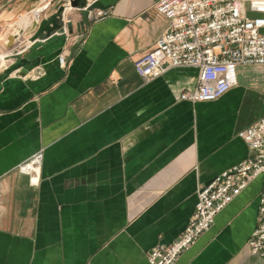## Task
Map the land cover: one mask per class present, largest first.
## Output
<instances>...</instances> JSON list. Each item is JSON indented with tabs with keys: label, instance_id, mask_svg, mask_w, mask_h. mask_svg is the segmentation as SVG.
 Returning <instances> with one entry per match:
<instances>
[{
	"label": "crops",
	"instance_id": "0c3cea01",
	"mask_svg": "<svg viewBox=\"0 0 264 264\" xmlns=\"http://www.w3.org/2000/svg\"><path fill=\"white\" fill-rule=\"evenodd\" d=\"M157 1L94 0L111 14L89 22L73 9L66 33L30 40L39 0H0V264H148L196 190L249 155L236 133L264 112V65H238L236 85L212 101L180 98L192 67L144 81L133 62L167 26ZM40 149L31 185L18 166ZM261 190L259 176L174 264H264L246 245Z\"/></svg>",
	"mask_w": 264,
	"mask_h": 264
},
{
	"label": "built area",
	"instance_id": "2783aa9c",
	"mask_svg": "<svg viewBox=\"0 0 264 264\" xmlns=\"http://www.w3.org/2000/svg\"><path fill=\"white\" fill-rule=\"evenodd\" d=\"M53 1L39 0L27 13L30 24L26 27L38 25ZM93 2L85 0L82 6L73 7L70 0H60L54 10L61 7L58 31H68L73 9L85 11L89 22L111 14L110 8L96 7ZM155 8L167 19V26L153 48L133 62L144 81L172 68L192 67L197 70L196 84L183 91L180 98L212 101L236 85L238 65H264V0H158ZM59 62L65 64L64 55ZM236 135L247 145L249 155L196 190L194 209L185 225L169 243L146 251L148 264H174L212 226L215 216L259 176L262 190L256 225L246 245L251 254L264 258V112ZM42 158L40 149L18 166L31 185L38 184Z\"/></svg>",
	"mask_w": 264,
	"mask_h": 264
},
{
	"label": "water",
	"instance_id": "95a60500",
	"mask_svg": "<svg viewBox=\"0 0 264 264\" xmlns=\"http://www.w3.org/2000/svg\"><path fill=\"white\" fill-rule=\"evenodd\" d=\"M70 3L73 7H80L84 4L83 0H70ZM61 11V7L57 9L51 15L43 18L37 25V28L33 35L30 37V40H35L37 38H42L44 35L49 36L52 32L57 30L60 27V22L58 19L59 12ZM14 36H8L7 46L10 47L14 42Z\"/></svg>",
	"mask_w": 264,
	"mask_h": 264
},
{
	"label": "rangeland",
	"instance_id": "374dc122",
	"mask_svg": "<svg viewBox=\"0 0 264 264\" xmlns=\"http://www.w3.org/2000/svg\"><path fill=\"white\" fill-rule=\"evenodd\" d=\"M73 10H70V13L72 12ZM25 14V13H24ZM23 14V15H24ZM23 15H21V16H23ZM20 16V17H21ZM20 17H15L14 19H13V21H12V23L11 24H13V26H12V30H14V28H15V23H16V21L20 18ZM30 24V23H29ZM31 26V25H30ZM26 28H28V27H26ZM2 38L3 37H1V40H0V69H3V67L6 65V63H7V59L9 58V57H6L5 56V51L2 49ZM21 45V44H20ZM3 46H5L6 47V45L5 44H3ZM5 56V57H4Z\"/></svg>",
	"mask_w": 264,
	"mask_h": 264
}]
</instances>
